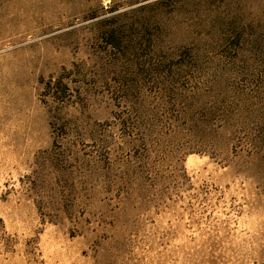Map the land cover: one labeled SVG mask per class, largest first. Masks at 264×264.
<instances>
[{
  "label": "rangeland",
  "instance_id": "obj_1",
  "mask_svg": "<svg viewBox=\"0 0 264 264\" xmlns=\"http://www.w3.org/2000/svg\"><path fill=\"white\" fill-rule=\"evenodd\" d=\"M0 264H264V0H0Z\"/></svg>",
  "mask_w": 264,
  "mask_h": 264
},
{
  "label": "trees",
  "instance_id": "obj_2",
  "mask_svg": "<svg viewBox=\"0 0 264 264\" xmlns=\"http://www.w3.org/2000/svg\"><path fill=\"white\" fill-rule=\"evenodd\" d=\"M109 44H111V45H112V44H114V42L110 41V43H109ZM112 46H113V45H112Z\"/></svg>",
  "mask_w": 264,
  "mask_h": 264
}]
</instances>
